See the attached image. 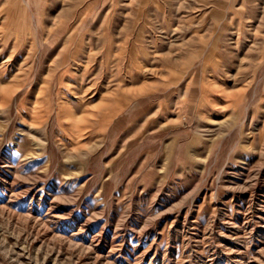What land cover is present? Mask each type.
<instances>
[{"label":"rangeland","instance_id":"374dc122","mask_svg":"<svg viewBox=\"0 0 264 264\" xmlns=\"http://www.w3.org/2000/svg\"><path fill=\"white\" fill-rule=\"evenodd\" d=\"M0 264H264V0H0Z\"/></svg>","mask_w":264,"mask_h":264}]
</instances>
